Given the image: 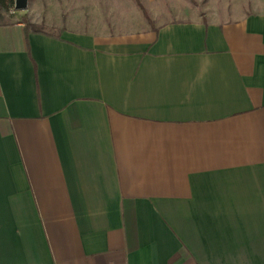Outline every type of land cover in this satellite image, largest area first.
<instances>
[{
    "label": "crops",
    "instance_id": "1",
    "mask_svg": "<svg viewBox=\"0 0 264 264\" xmlns=\"http://www.w3.org/2000/svg\"><path fill=\"white\" fill-rule=\"evenodd\" d=\"M196 1L0 23V264H264V0Z\"/></svg>",
    "mask_w": 264,
    "mask_h": 264
},
{
    "label": "rangeland",
    "instance_id": "2",
    "mask_svg": "<svg viewBox=\"0 0 264 264\" xmlns=\"http://www.w3.org/2000/svg\"><path fill=\"white\" fill-rule=\"evenodd\" d=\"M194 1H196V0H194ZM40 2H41V0H29V7H28L29 12H27V9L16 10L15 0H14L13 4L8 8L0 7V23H9V22H15V21H19V20H25L27 23H33L36 25H41V26H43L44 30L49 29V32H51L53 34H59L61 32L60 26L51 28V27L45 25L44 21L40 22V17L38 19V16L42 14V9H40V7H38V4H40ZM42 2H43V0H42ZM43 4L45 5L44 2H43ZM194 4L197 5V8H198L199 4L197 3V1ZM50 10H51V13L54 14V11L52 10V8ZM35 21H38V23H35ZM93 22H96V21H93Z\"/></svg>",
    "mask_w": 264,
    "mask_h": 264
},
{
    "label": "trees",
    "instance_id": "3",
    "mask_svg": "<svg viewBox=\"0 0 264 264\" xmlns=\"http://www.w3.org/2000/svg\"><path fill=\"white\" fill-rule=\"evenodd\" d=\"M13 2H14V0H0V7L8 8L13 4ZM25 31H26L27 35L31 32H45L43 26L36 25L33 23H27Z\"/></svg>",
    "mask_w": 264,
    "mask_h": 264
},
{
    "label": "water",
    "instance_id": "4",
    "mask_svg": "<svg viewBox=\"0 0 264 264\" xmlns=\"http://www.w3.org/2000/svg\"><path fill=\"white\" fill-rule=\"evenodd\" d=\"M29 6V0H15L16 10H25Z\"/></svg>",
    "mask_w": 264,
    "mask_h": 264
}]
</instances>
